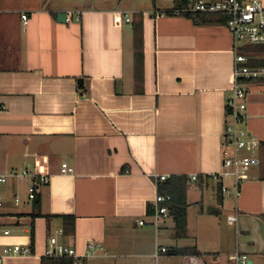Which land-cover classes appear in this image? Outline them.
<instances>
[{"label": "crops", "instance_id": "obj_1", "mask_svg": "<svg viewBox=\"0 0 264 264\" xmlns=\"http://www.w3.org/2000/svg\"><path fill=\"white\" fill-rule=\"evenodd\" d=\"M183 6L184 0H0V174L50 176L32 202L30 179L10 177L2 186L0 252L20 245L33 253L3 264H54L45 257L53 236L78 255L89 241L103 243L109 257L85 264H186L191 255L178 250H196L207 264H232L235 253L264 264V79L239 81L246 91L240 128L259 141L248 152L258 165L237 198L223 196L218 204L212 176L228 150L233 41L223 24L166 13ZM247 56L264 61L262 52ZM63 164L74 173L62 174ZM163 176L189 180L186 238L174 237L171 217L160 232L152 224L149 208ZM224 183L232 186L231 179ZM162 247L170 252L155 258Z\"/></svg>", "mask_w": 264, "mask_h": 264}, {"label": "built area", "instance_id": "obj_2", "mask_svg": "<svg viewBox=\"0 0 264 264\" xmlns=\"http://www.w3.org/2000/svg\"><path fill=\"white\" fill-rule=\"evenodd\" d=\"M190 6L186 10L176 11L177 15L185 13H193L198 15L203 14H218L227 18L225 24L226 29L230 33L233 41L234 67H233V89L232 98L229 100L228 106L230 109V122L227 124L224 135L226 137V148L232 149V155L224 149L222 154V170L212 176L226 198H237L241 192V184L246 179L249 169L252 166L258 165V159L252 155H242L241 151H254L259 146V141L249 134L247 131L240 128L244 120L246 111V91L240 87L241 79H264V68H250L247 66L249 58L244 53L243 49L250 46H264V5L259 2H245L244 0H215L205 2L202 0H189ZM68 16L72 17L73 12H68ZM126 22H131L129 15H124ZM23 20H27V15L22 16ZM121 22V14L116 18ZM62 174H73L74 169L67 164L62 165ZM16 179L27 178L32 184L29 188L28 199L35 201L38 190V185H48L50 176L46 174H38L35 172L23 170L13 173L11 176L0 174V209L4 206V196L2 194V186L5 185L9 178ZM170 177H160L158 182H165ZM197 176L191 177V181H196ZM231 179L232 186H228L224 181ZM171 197L157 195L149 208L153 226L160 232V225L163 221L170 217L168 203ZM14 202L16 205L21 204V198L15 196ZM238 217L236 215L228 218L230 225H236ZM138 225L143 226L144 222L139 221ZM63 231L59 230V234ZM4 235H9V231H5ZM170 250L166 247L159 248L154 257L158 258L162 254L169 253ZM32 251L28 247L20 245H8L2 248L0 252V264H3L5 259L12 256H30ZM109 257L105 246L101 242L89 241L86 245V252L83 255H78L77 252L61 244L56 236L49 239L45 257L47 258H69L73 264H85L88 260L98 257ZM186 264H207L199 257L191 255L185 258ZM232 264H248L247 255L235 253L229 257ZM216 264V263H212Z\"/></svg>", "mask_w": 264, "mask_h": 264}, {"label": "trees", "instance_id": "obj_3", "mask_svg": "<svg viewBox=\"0 0 264 264\" xmlns=\"http://www.w3.org/2000/svg\"><path fill=\"white\" fill-rule=\"evenodd\" d=\"M185 6H183L186 10L189 8L190 4L188 0H184ZM167 14H176V11H167ZM183 15H186L188 17L194 18L197 23H219L225 25L227 22V18L223 15L218 14H211V16L215 17L216 19L204 21L202 15H196L193 13H185ZM244 53L248 55V53L253 52H262L264 53V46H250L243 49ZM247 66L250 68H264V61H257L253 60L252 58H249V62L247 63ZM230 100V99H229ZM229 100L226 105V115H227V124L230 122V109L228 106ZM226 128V127H225ZM226 139V137L224 138ZM158 194L163 196H169L171 197V201L168 203L169 208V215L172 218L175 229H174V237L176 239L186 238L188 236V227H187V210L189 207V204L187 202V190L189 187V180L185 176H172L165 182H158ZM218 193H219V201L218 204H222L223 201V194L221 192L220 187H218ZM214 214H219V211H212ZM150 214V210H149ZM73 221V219H72ZM70 233L73 232V225H70L69 228ZM176 254L180 255H198L196 250H178ZM51 260H54V264H73L72 259L69 258H51Z\"/></svg>", "mask_w": 264, "mask_h": 264}, {"label": "rangeland", "instance_id": "obj_4", "mask_svg": "<svg viewBox=\"0 0 264 264\" xmlns=\"http://www.w3.org/2000/svg\"><path fill=\"white\" fill-rule=\"evenodd\" d=\"M228 151H229V155L231 156L232 155V149H230V148H228ZM241 154L242 155H248V152L246 151V150H242L241 151ZM228 201H231V200H229V199H231V198H226Z\"/></svg>", "mask_w": 264, "mask_h": 264}, {"label": "water", "instance_id": "obj_5", "mask_svg": "<svg viewBox=\"0 0 264 264\" xmlns=\"http://www.w3.org/2000/svg\"><path fill=\"white\" fill-rule=\"evenodd\" d=\"M78 83H79V84H83V81H82V80H79Z\"/></svg>", "mask_w": 264, "mask_h": 264}]
</instances>
